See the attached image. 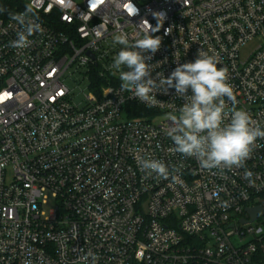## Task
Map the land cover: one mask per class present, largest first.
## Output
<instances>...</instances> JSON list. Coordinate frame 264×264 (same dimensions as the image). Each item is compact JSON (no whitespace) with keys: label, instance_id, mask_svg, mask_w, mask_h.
I'll return each instance as SVG.
<instances>
[{"label":"built area","instance_id":"obj_1","mask_svg":"<svg viewBox=\"0 0 264 264\" xmlns=\"http://www.w3.org/2000/svg\"><path fill=\"white\" fill-rule=\"evenodd\" d=\"M22 1L33 3L42 31L14 49L21 28L0 17V264H81L89 251L97 264H264V228L240 222L246 207H264V139L243 167L202 169L166 135L184 103L175 89L149 107L121 93L111 67L122 47L114 35L132 38L142 19L155 26L152 13L165 12L154 34L161 47L144 54L159 64L152 77L198 50L215 54L233 89L225 110L247 111L264 128V0H133L134 17L119 0ZM83 66L96 97L85 105L63 79ZM141 156L172 175H148Z\"/></svg>","mask_w":264,"mask_h":264},{"label":"clouds","instance_id":"obj_2","mask_svg":"<svg viewBox=\"0 0 264 264\" xmlns=\"http://www.w3.org/2000/svg\"><path fill=\"white\" fill-rule=\"evenodd\" d=\"M117 7L128 17L139 14L133 0H119ZM3 12H7L21 28L9 46L19 50L30 46L29 37L42 31L33 3H27L22 12L0 8V13ZM152 15L157 21L155 26L142 19L134 37L130 38L124 31L114 35L113 43L122 47L113 58L111 67L119 72L121 93L131 92L130 98L152 107L159 102L157 92L174 88L177 97L184 100L178 114L169 116L170 126L166 130V135L175 145L174 151L195 158L202 169L209 171L243 167L257 140L264 139V128L253 121L247 111L233 109L229 114L225 110V98H234L233 89L228 83V69L218 67L220 60L215 54L198 50L193 62L179 64L167 77L163 72H157L156 78L152 77L151 73L159 64H149L152 56L144 54L154 55L160 49L162 37L154 34L163 27L166 13L155 11ZM169 33L170 28L165 29V34ZM120 98L122 102L123 98ZM138 163L148 175L155 174L164 179L172 175L169 167L159 159L141 156ZM252 176L251 172L245 174L249 182ZM98 259L91 251L80 258L81 264H97Z\"/></svg>","mask_w":264,"mask_h":264},{"label":"rangeland","instance_id":"obj_3","mask_svg":"<svg viewBox=\"0 0 264 264\" xmlns=\"http://www.w3.org/2000/svg\"><path fill=\"white\" fill-rule=\"evenodd\" d=\"M259 40L254 39L246 43L241 49V58H246L250 52L258 45ZM87 73L86 66L81 67L79 70H76V67H71L66 71L63 76L65 83L69 86L72 90V98L75 100L76 103H80L85 105L86 102V95L90 94L95 97L94 91L89 87V79L84 75ZM54 201L51 199L48 205L44 206V209L50 213ZM253 226H260L264 228V217H260L259 219L252 222ZM251 238L249 237L248 240Z\"/></svg>","mask_w":264,"mask_h":264},{"label":"water","instance_id":"obj_4","mask_svg":"<svg viewBox=\"0 0 264 264\" xmlns=\"http://www.w3.org/2000/svg\"><path fill=\"white\" fill-rule=\"evenodd\" d=\"M246 215L240 219V222L243 224L252 223L257 220L259 216L264 215V207L261 205L257 206H248L245 208ZM232 226V224L230 225Z\"/></svg>","mask_w":264,"mask_h":264},{"label":"trees","instance_id":"obj_5","mask_svg":"<svg viewBox=\"0 0 264 264\" xmlns=\"http://www.w3.org/2000/svg\"><path fill=\"white\" fill-rule=\"evenodd\" d=\"M0 8L7 9L11 12H16L18 10L25 8V3L22 0H0ZM0 17H9L7 12L0 13Z\"/></svg>","mask_w":264,"mask_h":264}]
</instances>
